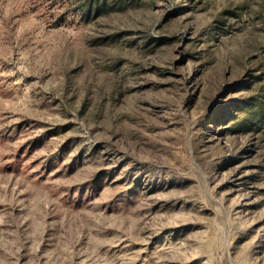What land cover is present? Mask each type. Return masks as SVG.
Masks as SVG:
<instances>
[{"label": "rangeland", "instance_id": "1", "mask_svg": "<svg viewBox=\"0 0 264 264\" xmlns=\"http://www.w3.org/2000/svg\"><path fill=\"white\" fill-rule=\"evenodd\" d=\"M0 264H264V0H0Z\"/></svg>", "mask_w": 264, "mask_h": 264}]
</instances>
